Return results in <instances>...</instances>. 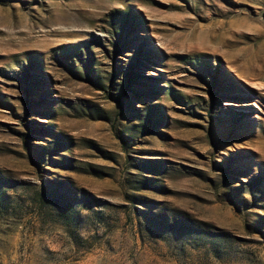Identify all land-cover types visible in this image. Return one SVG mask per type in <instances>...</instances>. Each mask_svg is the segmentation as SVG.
Listing matches in <instances>:
<instances>
[{"label":"rangeland","instance_id":"obj_1","mask_svg":"<svg viewBox=\"0 0 264 264\" xmlns=\"http://www.w3.org/2000/svg\"><path fill=\"white\" fill-rule=\"evenodd\" d=\"M0 264H264V0H0Z\"/></svg>","mask_w":264,"mask_h":264},{"label":"trees","instance_id":"obj_2","mask_svg":"<svg viewBox=\"0 0 264 264\" xmlns=\"http://www.w3.org/2000/svg\"><path fill=\"white\" fill-rule=\"evenodd\" d=\"M130 77H131V75H130Z\"/></svg>","mask_w":264,"mask_h":264}]
</instances>
